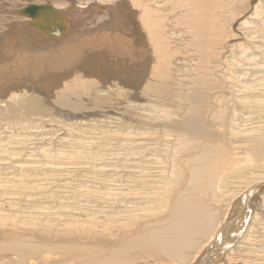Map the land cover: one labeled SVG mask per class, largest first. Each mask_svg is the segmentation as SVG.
<instances>
[{
	"label": "bare ground",
	"instance_id": "bare-ground-1",
	"mask_svg": "<svg viewBox=\"0 0 264 264\" xmlns=\"http://www.w3.org/2000/svg\"><path fill=\"white\" fill-rule=\"evenodd\" d=\"M0 264H264V0H0Z\"/></svg>",
	"mask_w": 264,
	"mask_h": 264
},
{
	"label": "water",
	"instance_id": "water-1",
	"mask_svg": "<svg viewBox=\"0 0 264 264\" xmlns=\"http://www.w3.org/2000/svg\"><path fill=\"white\" fill-rule=\"evenodd\" d=\"M26 14L32 19V22L37 25V28L43 29L40 24L37 22L40 19H44L47 21L46 29L50 30L52 27L56 28V32L60 31V34L65 32V27L62 28L63 21L66 18L61 11H57L59 14V18L56 16L55 10L51 6H43V7H30L26 10ZM29 26H32L29 24Z\"/></svg>",
	"mask_w": 264,
	"mask_h": 264
}]
</instances>
